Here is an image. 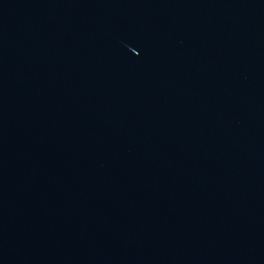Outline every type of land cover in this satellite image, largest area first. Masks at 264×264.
I'll list each match as a JSON object with an SVG mask.
<instances>
[{
  "label": "water",
  "instance_id": "obj_1",
  "mask_svg": "<svg viewBox=\"0 0 264 264\" xmlns=\"http://www.w3.org/2000/svg\"><path fill=\"white\" fill-rule=\"evenodd\" d=\"M0 264H264V0H0Z\"/></svg>",
  "mask_w": 264,
  "mask_h": 264
}]
</instances>
